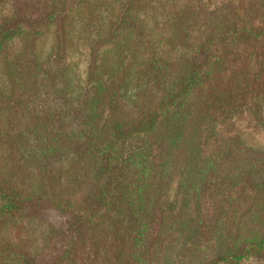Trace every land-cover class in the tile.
<instances>
[{
    "label": "rangeland",
    "instance_id": "1",
    "mask_svg": "<svg viewBox=\"0 0 264 264\" xmlns=\"http://www.w3.org/2000/svg\"><path fill=\"white\" fill-rule=\"evenodd\" d=\"M257 2L0 0V32L20 30L0 51V187L24 199L0 217V264H264ZM235 20L252 33L224 36ZM255 58L251 94L196 117ZM195 70L194 114L168 125L169 88Z\"/></svg>",
    "mask_w": 264,
    "mask_h": 264
},
{
    "label": "trees",
    "instance_id": "2",
    "mask_svg": "<svg viewBox=\"0 0 264 264\" xmlns=\"http://www.w3.org/2000/svg\"><path fill=\"white\" fill-rule=\"evenodd\" d=\"M260 0L256 3V5L259 3ZM261 5V4H260ZM259 5V6H260ZM258 6V7H259ZM1 26V25H0ZM20 30H12L11 32L1 31L0 32V51L3 48V45L11 40L14 36H16L15 33L19 32ZM228 33L224 36L229 37L230 39L234 37H243L246 32L252 33L248 31V28L240 27L239 23L236 22V20L233 22L231 26H229V29H227ZM261 39L259 35L253 34L252 40L255 42H258ZM234 40V39H233ZM260 55V54H259ZM255 62H251V67L246 68L245 74L243 75V79H240L232 84L228 89H225L223 91H220L218 93H214L210 95L205 101H201L199 104L200 106H197V113L196 117L203 118V116H206L209 111L214 110L219 113H228L229 109L235 102L238 101L239 98L244 97L246 94H251L250 85L248 84V81L250 78L254 79V75L257 74V59H253ZM218 63V61H217ZM165 64V62H164ZM209 64L211 66L212 63ZM199 70H195L192 74H187L183 77V79L178 84L180 88L173 86L169 89H171L170 94L166 96L165 101L163 102L162 111L171 113L169 115V121L168 125H179L183 126L185 125L189 119L192 117L191 114H194V110L192 111V107L189 104V95L190 93L198 87L200 84L199 76L197 74L199 73ZM209 74H211V69L209 70ZM207 75V73H206ZM178 90V91H176ZM189 101V102H188ZM89 122V121H88ZM156 123V117H152L150 119V122L147 124H144L140 130L141 133H146L149 130L153 128V125ZM89 124V123H88ZM122 128H119V133H122ZM147 134V133H146ZM3 146V145H2ZM11 163L8 164H0V182H10V177L13 176ZM24 199L19 197V194L12 190L10 187H0V217L3 215H13L18 214L21 215L24 212L23 207H19V202ZM151 207H154L151 206ZM140 212L139 208L137 207L136 213ZM5 225L3 222L0 223V234H4ZM6 244L0 243V246H5ZM136 245V244H135ZM257 247L258 251L264 249V239L260 240L257 244H253ZM255 246H251V250ZM134 251L138 252L136 250V246H134ZM246 255L249 254V250H247ZM244 255L242 254H236L234 250H222L219 258L220 263H225L229 261H234L235 263L239 262ZM248 258V256H246ZM140 258H136V261H139ZM14 264H20V257L14 256L13 259ZM167 260V259H165ZM25 264H30L28 260H23Z\"/></svg>",
    "mask_w": 264,
    "mask_h": 264
}]
</instances>
